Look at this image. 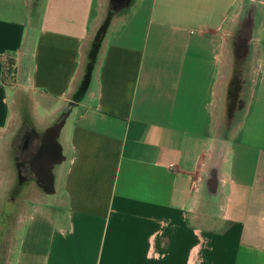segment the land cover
Listing matches in <instances>:
<instances>
[{"label": "crops", "instance_id": "0c3cea01", "mask_svg": "<svg viewBox=\"0 0 264 264\" xmlns=\"http://www.w3.org/2000/svg\"><path fill=\"white\" fill-rule=\"evenodd\" d=\"M109 1L0 0V134L69 113L19 264H264V0Z\"/></svg>", "mask_w": 264, "mask_h": 264}, {"label": "rangeland", "instance_id": "374dc122", "mask_svg": "<svg viewBox=\"0 0 264 264\" xmlns=\"http://www.w3.org/2000/svg\"><path fill=\"white\" fill-rule=\"evenodd\" d=\"M131 2L132 0H115L113 3V1L110 0V10L115 14L125 13L129 10ZM233 36L230 37V40L236 38ZM243 40V38L239 39L240 42ZM227 48V52L224 54V60L230 64L232 75L235 74L234 70L237 71V80H235V83L239 84L236 93L237 108L234 111L232 118V122H234L235 117L239 115V112L243 107V101L239 100L241 92L243 91L239 92V89H241V85L246 84L248 76L245 69L240 71L237 70L238 68H236V58L235 53H233V48L231 45H228ZM5 80L8 86L12 85L8 82L7 77ZM245 93L246 92H244V94ZM221 123H223L222 119ZM21 124L22 121L21 118L19 120L18 114L13 118L6 131L0 134V264H19V253L26 251L29 243V239H27L25 234L28 233V231L30 232L32 224L37 225V223H42L40 221L42 219L43 211L48 212L47 210L62 209L59 205V200L61 199V196L59 195H48L33 184L27 186L26 189L24 188V191L20 188V193L17 189L18 179L12 154V145L16 139ZM47 129L48 128H43L44 131ZM62 141L63 140L61 139L60 142ZM55 172L56 170H54V173ZM21 192L23 194H28L33 201H40L42 203L31 205L21 202L20 200L23 198ZM12 194L18 197L20 205L12 206V204L9 203L8 200ZM25 205L28 207L27 216L29 217L24 219L22 218V212L20 210Z\"/></svg>", "mask_w": 264, "mask_h": 264}, {"label": "flooded vegetation", "instance_id": "af4514ba", "mask_svg": "<svg viewBox=\"0 0 264 264\" xmlns=\"http://www.w3.org/2000/svg\"><path fill=\"white\" fill-rule=\"evenodd\" d=\"M44 134L45 132L39 133L25 124L21 125L17 132L12 145V154L17 172L19 193L20 188L24 191V188L26 189L31 184L45 193L41 186H46V182L37 166L38 156L44 145ZM21 194L23 193L21 192ZM8 201L12 206L20 205V201L31 205L36 204L26 193L23 194V198L19 202L18 197L14 194L10 196Z\"/></svg>", "mask_w": 264, "mask_h": 264}, {"label": "water", "instance_id": "95a60500", "mask_svg": "<svg viewBox=\"0 0 264 264\" xmlns=\"http://www.w3.org/2000/svg\"><path fill=\"white\" fill-rule=\"evenodd\" d=\"M68 116L69 113H66L58 123L45 131L44 145L38 156L37 166L46 182V186L41 187L48 195L55 193V167L61 165L66 160L59 138Z\"/></svg>", "mask_w": 264, "mask_h": 264}, {"label": "built area", "instance_id": "2783aa9c", "mask_svg": "<svg viewBox=\"0 0 264 264\" xmlns=\"http://www.w3.org/2000/svg\"><path fill=\"white\" fill-rule=\"evenodd\" d=\"M5 68H6V77L8 78V82L11 84L16 81L17 73L14 66L9 62L5 61Z\"/></svg>", "mask_w": 264, "mask_h": 264}, {"label": "trees", "instance_id": "16d2710c", "mask_svg": "<svg viewBox=\"0 0 264 264\" xmlns=\"http://www.w3.org/2000/svg\"><path fill=\"white\" fill-rule=\"evenodd\" d=\"M113 1V3L115 2V0H112Z\"/></svg>", "mask_w": 264, "mask_h": 264}]
</instances>
